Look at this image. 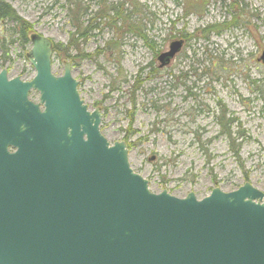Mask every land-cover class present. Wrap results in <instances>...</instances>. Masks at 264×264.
Wrapping results in <instances>:
<instances>
[{
	"label": "rangeland",
	"instance_id": "rangeland-1",
	"mask_svg": "<svg viewBox=\"0 0 264 264\" xmlns=\"http://www.w3.org/2000/svg\"><path fill=\"white\" fill-rule=\"evenodd\" d=\"M3 1L31 32L24 46L13 34L5 57L0 48V70L29 81L30 36L59 45L53 74L70 63L80 99L100 110L99 131L110 144L126 142L130 168L150 192L198 200L245 182L264 192V0H75L88 6L81 21L97 10L109 17L82 36L64 0ZM12 27L0 25V38ZM179 39L180 51L161 67L158 55ZM38 96L31 90L30 99ZM219 116L232 120L230 137Z\"/></svg>",
	"mask_w": 264,
	"mask_h": 264
},
{
	"label": "water",
	"instance_id": "water-1",
	"mask_svg": "<svg viewBox=\"0 0 264 264\" xmlns=\"http://www.w3.org/2000/svg\"><path fill=\"white\" fill-rule=\"evenodd\" d=\"M30 37V81L0 70V264H264V192H150L126 142L99 131L70 63L55 76L52 41ZM182 45L171 41L160 66Z\"/></svg>",
	"mask_w": 264,
	"mask_h": 264
},
{
	"label": "trees",
	"instance_id": "trees-1",
	"mask_svg": "<svg viewBox=\"0 0 264 264\" xmlns=\"http://www.w3.org/2000/svg\"><path fill=\"white\" fill-rule=\"evenodd\" d=\"M102 1H105V0H102ZM127 1H130V0H127ZM103 3L106 4V2H103ZM64 4H65L66 14L68 15L69 20H70V25H73L74 27L73 34L82 36V33L84 31L95 29L98 26V22L102 21L105 17L109 18L106 14H103L101 13V11L97 10L96 12L95 11L93 12L94 14L92 15V18L87 19L85 21H81V17L88 14V6H85L81 2L78 3L75 0H64ZM122 4H123V0H122ZM110 8H111L110 10L111 12H116L115 14H117L116 7L108 6V9ZM119 18L122 20L123 16L121 15ZM235 18L236 17H234V19ZM6 22L12 23L13 29H11L12 32H8L5 36L0 38V48L2 50L4 57L7 55V51H8L6 49L7 43H12L14 41V39L12 40L10 38L11 36H13V34L16 36L17 39H19L21 44L24 46L28 43V38H27L28 32H31V27L28 21L26 22L21 16H19L15 12L13 7L10 6L9 3H7L6 1L4 2L3 0H0V25L2 26ZM93 23H95V25H93ZM85 24H88V25L85 26ZM7 38H9V40ZM53 47H54L53 50L55 51H58V49L60 48L59 45H53ZM64 47L67 52L66 53L67 57H70V55L68 54V51H70L74 47L76 48V46L74 45L73 39L69 40L65 44ZM256 92H260V90L259 91L257 90ZM219 114L220 116H222L223 111L220 112ZM217 119H218L217 123L219 126H221L220 129L222 130V132H224L227 136L230 137L231 135L230 128H231L232 120H228L227 125H226V123L222 121L221 117Z\"/></svg>",
	"mask_w": 264,
	"mask_h": 264
},
{
	"label": "flooded vegetation",
	"instance_id": "flooded-vegetation-1",
	"mask_svg": "<svg viewBox=\"0 0 264 264\" xmlns=\"http://www.w3.org/2000/svg\"><path fill=\"white\" fill-rule=\"evenodd\" d=\"M171 43V42H170ZM169 48V47H168ZM9 78H11V77H8V74H7V79H9ZM12 78H14V77H12ZM18 78H20V77H18ZM20 80H22L21 78H20ZM22 81H24V80H22ZM30 81V80H29ZM31 90L32 91H35V90H33V89H30V91H29V94H28V100L29 101H32V102H34V103H39L38 102V100H39V96H38V100L37 101H33L32 99H30L29 98V96H30V93H31ZM37 92V91H36ZM38 93V92H37ZM39 94V93H38ZM40 108V110H42V107L40 106L39 107ZM7 148H8V151H10V152H12L14 149H13V147L12 146H7Z\"/></svg>",
	"mask_w": 264,
	"mask_h": 264
}]
</instances>
